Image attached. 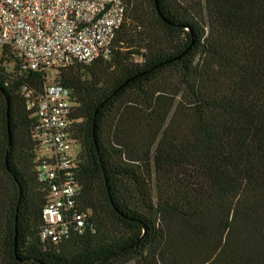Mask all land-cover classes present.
<instances>
[{"label": "trees", "instance_id": "obj_1", "mask_svg": "<svg viewBox=\"0 0 264 264\" xmlns=\"http://www.w3.org/2000/svg\"><path fill=\"white\" fill-rule=\"evenodd\" d=\"M54 79L75 103L86 224L39 237L21 89L44 73L3 49L0 264H264V0H127L108 59Z\"/></svg>", "mask_w": 264, "mask_h": 264}, {"label": "built area", "instance_id": "obj_2", "mask_svg": "<svg viewBox=\"0 0 264 264\" xmlns=\"http://www.w3.org/2000/svg\"><path fill=\"white\" fill-rule=\"evenodd\" d=\"M126 9L127 0H0V53L7 49L23 67L44 73L40 91L27 85L21 89L26 109L36 117L35 170L48 192L42 240L58 242L82 233L87 217L78 210V151L73 152L77 145L70 120L75 103L49 72L108 59Z\"/></svg>", "mask_w": 264, "mask_h": 264}, {"label": "rangeland", "instance_id": "obj_3", "mask_svg": "<svg viewBox=\"0 0 264 264\" xmlns=\"http://www.w3.org/2000/svg\"><path fill=\"white\" fill-rule=\"evenodd\" d=\"M56 74H57V72H55V71H50L49 72V77H50V79L52 78V79H54L55 77H56ZM76 149L73 151L74 153L76 152V151H78V147H75Z\"/></svg>", "mask_w": 264, "mask_h": 264}]
</instances>
